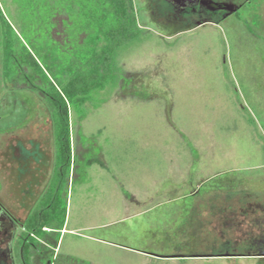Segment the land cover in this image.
Segmentation results:
<instances>
[{
  "label": "rangeland",
  "instance_id": "374dc122",
  "mask_svg": "<svg viewBox=\"0 0 264 264\" xmlns=\"http://www.w3.org/2000/svg\"><path fill=\"white\" fill-rule=\"evenodd\" d=\"M225 1L240 7L198 27L164 0H134L141 29L119 50L116 81L70 109V162L52 143L47 100L22 79L17 89L6 85L0 51V199L29 208L49 190L57 220L67 211L69 228L88 226L62 236L54 264L67 255L76 260L68 264L256 262L221 254L257 251L264 236V0ZM55 16L68 50L80 33L76 19L67 27L66 14ZM36 30L29 40L46 43ZM30 141L46 158L31 191L33 169L26 161L29 174L18 181L14 153Z\"/></svg>",
  "mask_w": 264,
  "mask_h": 264
},
{
  "label": "trees",
  "instance_id": "16d2710c",
  "mask_svg": "<svg viewBox=\"0 0 264 264\" xmlns=\"http://www.w3.org/2000/svg\"><path fill=\"white\" fill-rule=\"evenodd\" d=\"M5 2L0 0L4 82L9 88L17 89L14 84L22 79L30 85L29 89L47 100L55 127L58 158L70 162V109L83 107L96 91L116 81L120 69L117 65L119 50L138 37L141 29L134 0H12L13 11ZM56 11L68 16L65 21L67 27L73 16L77 22L76 29H73L80 33L71 41L68 50L58 38ZM33 18H36L35 22ZM35 29L47 38L46 43L36 45L29 40L28 34ZM73 29H70L71 33ZM67 32L69 30L65 29L63 37H67ZM26 66L45 82L43 87L35 83ZM55 216H42L39 225V236L51 244L53 255L58 247L65 214L58 220ZM44 226L52 230L47 232L43 230ZM44 246L41 242V247ZM72 261L76 260L67 255L64 264Z\"/></svg>",
  "mask_w": 264,
  "mask_h": 264
},
{
  "label": "flooded vegetation",
  "instance_id": "af4514ba",
  "mask_svg": "<svg viewBox=\"0 0 264 264\" xmlns=\"http://www.w3.org/2000/svg\"><path fill=\"white\" fill-rule=\"evenodd\" d=\"M168 9L172 13L183 16L188 19L189 23L193 21L198 25L211 23L217 17H224L229 13L226 9L219 8L218 3H233L230 1L220 0H164ZM235 4V3H234ZM237 5V4H236ZM240 7V5H238ZM194 17L195 20L192 21ZM198 18V20H196ZM22 143H18L16 149L20 150ZM26 154V153H25ZM17 155V153H15ZM30 154H26V160L30 158ZM24 167V166H23ZM18 181H21L23 173L22 165L18 167ZM20 183V182H19ZM32 187V182H30ZM34 198H30V206H24L21 200L13 198V205L9 206L0 199V264H53V252L51 244L46 242L41 247V238L39 236V225L41 217L49 214L53 201L50 198L49 190L44 194L35 193ZM46 199L45 203L42 200ZM40 203L42 205L40 206ZM252 205H246V208L252 210ZM249 211V210H248ZM247 211V212H248ZM45 212V213H44ZM254 216L255 211H252ZM250 213H247V215ZM250 217V215H249ZM259 218V219H258ZM254 219L261 221L260 216H254ZM264 222V221H263ZM47 232L51 230L44 229ZM55 254V253H54ZM224 256H249L256 259L252 264H264V236H262V244L257 251H251L245 254H221Z\"/></svg>",
  "mask_w": 264,
  "mask_h": 264
},
{
  "label": "crops",
  "instance_id": "0c3cea01",
  "mask_svg": "<svg viewBox=\"0 0 264 264\" xmlns=\"http://www.w3.org/2000/svg\"><path fill=\"white\" fill-rule=\"evenodd\" d=\"M210 24H214V23H207V24H202V25H198V27H202V26H206V25H210ZM53 136V135H52ZM55 137L53 136L52 137V143L54 144L55 143ZM49 142H51V141H49ZM30 143V145L29 146H26V145H24V144H22V147L20 148V150L18 149H16L15 150V152L14 153H17V155H15L16 156V158H17V166H16V169H18V167L19 166H23V165H25L26 164V159L24 158L25 156H24V153L26 152V154H30L31 156H30V158L28 159V162H29V168L30 169H33V176H32V179L33 180H31V182H32V187L33 188H36V187H39V181H37V179H36V177H35V175H41V174H43V171L46 169L45 168V166L43 165L44 164V161L46 160V158L44 157V155L43 154H41V151H43V149L41 148V146L40 145H35V144H33V142L32 141H30L29 142ZM16 146H17V144H16ZM37 150L39 151V153L37 154L38 156L37 157H35V155L36 154H33L32 155V153H29V152H32V151H36L37 152ZM49 154H48V168H49V172H51V169H52V167L54 166V164H55V155H56V147H55V145L53 146V147H49ZM26 174L28 175L29 173H25L23 176H22V178L24 177V176H26ZM19 176H18V173H17V178H18ZM49 181H50V179H49ZM48 181V182H49ZM26 182H28L29 183V181H26ZM35 187H34V186ZM32 187H30L28 190L29 191H31V189H33ZM43 191V190H42ZM46 191V190H45ZM45 191H43V192H45ZM39 193H41V191H39ZM42 194V193H41ZM19 195V194H18ZM18 199V198H17ZM56 199L54 198L53 199V205H52V208H51V210H50V212H49V214H46V216H52L53 214H55L56 216L55 217H57L58 215V211L57 210H59L54 204H56ZM136 202H139V200H136ZM246 205H247V203H246ZM245 205V206H246ZM10 206V205H9ZM128 206H130L129 205V203H128ZM53 210V211H52ZM143 211V209H140V211H135V212H133V213H130V215L132 216V215H134V214H139V213H141ZM45 213V212H44ZM126 216V215H125ZM85 228H88V226H86V227H83V226H78V227H74V228H69V215H68V213H67V211H66V214H65V219H64V223H63V225H62V228L60 229V240H59V243H58V247L55 249V254H54V258H53V264L55 263V260H56V257H57V255H60V250H59V253H57V251H58V249H59V246H60V243H61V239H62V236L64 235V234H67L68 232H75V233H78L79 232V230L80 229H85ZM44 229H48V230H52L50 227H48V226H44L43 227V230ZM42 242H44V241H42Z\"/></svg>",
  "mask_w": 264,
  "mask_h": 264
},
{
  "label": "water",
  "instance_id": "95a60500",
  "mask_svg": "<svg viewBox=\"0 0 264 264\" xmlns=\"http://www.w3.org/2000/svg\"><path fill=\"white\" fill-rule=\"evenodd\" d=\"M210 1V0H209ZM196 2V0L194 1ZM217 6L219 8H223L226 9L229 13L235 12L236 10H238V5L234 4V3H218ZM183 257L181 255H172L171 257ZM167 257V256H165ZM170 257V256H169Z\"/></svg>",
  "mask_w": 264,
  "mask_h": 264
}]
</instances>
